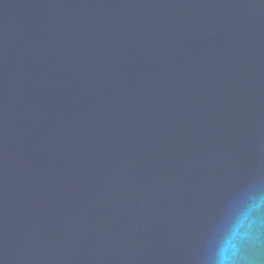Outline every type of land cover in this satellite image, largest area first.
<instances>
[{
	"label": "water",
	"instance_id": "95a60500",
	"mask_svg": "<svg viewBox=\"0 0 264 264\" xmlns=\"http://www.w3.org/2000/svg\"><path fill=\"white\" fill-rule=\"evenodd\" d=\"M254 207L264 0H0V264H209Z\"/></svg>",
	"mask_w": 264,
	"mask_h": 264
},
{
	"label": "clouds",
	"instance_id": "9594fccd",
	"mask_svg": "<svg viewBox=\"0 0 264 264\" xmlns=\"http://www.w3.org/2000/svg\"><path fill=\"white\" fill-rule=\"evenodd\" d=\"M252 211H259V208L243 211L235 218L226 237L219 243L214 255L209 257V264H264L260 260V249L264 247V220L253 217ZM243 241L254 244L256 253L243 254Z\"/></svg>",
	"mask_w": 264,
	"mask_h": 264
}]
</instances>
